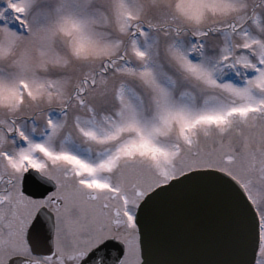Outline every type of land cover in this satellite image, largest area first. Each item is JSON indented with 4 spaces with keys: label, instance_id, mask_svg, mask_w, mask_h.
<instances>
[{
    "label": "snow or ice",
    "instance_id": "6c2138e0",
    "mask_svg": "<svg viewBox=\"0 0 264 264\" xmlns=\"http://www.w3.org/2000/svg\"><path fill=\"white\" fill-rule=\"evenodd\" d=\"M0 264H264V0H0Z\"/></svg>",
    "mask_w": 264,
    "mask_h": 264
}]
</instances>
